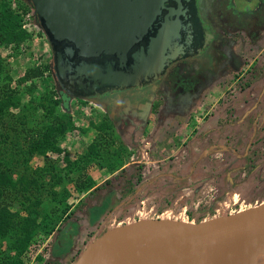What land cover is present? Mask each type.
<instances>
[{"label":"rangeland","instance_id":"rangeland-1","mask_svg":"<svg viewBox=\"0 0 264 264\" xmlns=\"http://www.w3.org/2000/svg\"><path fill=\"white\" fill-rule=\"evenodd\" d=\"M7 1L14 11L15 0ZM26 13L21 24L29 40L18 50L0 48V91L15 90L24 108H10L1 115L0 133L13 137L10 126L29 138L42 128L37 103H46L42 96L54 90L55 80L46 38L36 19L25 18ZM254 34L231 40L212 68L171 65L152 90L105 96L98 100L101 107L87 99L68 100L73 128L58 141L61 153L47 151L44 158L35 156L28 163L32 173L50 166L53 178L60 181L52 198L45 175L37 195L43 202L38 211L48 219L45 232L54 228L46 236L38 230L40 235L23 255L26 264H72L105 231L136 221L196 222L264 202V35ZM39 65L46 67L40 77L18 82L25 71ZM30 84L35 86L32 92ZM55 113L64 116L59 107ZM89 122H103L108 128L98 131L89 128ZM100 134L110 144L103 153L120 154L122 166L110 175L104 163L111 158H104L101 167L94 159L80 163L93 182L91 190L96 189L78 193L66 179L80 169L67 170L63 158L71 161L83 155ZM18 141L23 145L22 138ZM121 169V176H116ZM19 201L17 197L9 209L23 216ZM63 245L66 250L59 248Z\"/></svg>","mask_w":264,"mask_h":264},{"label":"water","instance_id":"water-1","mask_svg":"<svg viewBox=\"0 0 264 264\" xmlns=\"http://www.w3.org/2000/svg\"><path fill=\"white\" fill-rule=\"evenodd\" d=\"M27 1L50 49L56 92L100 107L94 97L158 82L168 67L192 54L201 33L193 0ZM159 226L173 232L112 264H153L200 236L207 239L190 264H224L264 243V202L196 222L153 219L114 227L89 242L72 264H103L88 257L109 235Z\"/></svg>","mask_w":264,"mask_h":264},{"label":"trees","instance_id":"trees-1","mask_svg":"<svg viewBox=\"0 0 264 264\" xmlns=\"http://www.w3.org/2000/svg\"><path fill=\"white\" fill-rule=\"evenodd\" d=\"M15 2V10L12 11L9 7L10 2L7 0H0V48L3 49L11 47L12 50H18L22 44L30 38L21 24L22 13L28 10L27 7L29 3L17 0H15ZM33 19L35 20L34 15ZM45 68L46 67L40 65L29 68L19 78L18 82L24 83L33 78L40 77ZM7 79L9 80V78ZM31 86L32 87L29 89L30 91L35 87L33 84ZM53 86V91L42 96V100L46 103H37L38 108L35 107L36 110L41 111V118L43 119L41 129L37 130L36 133L34 132L29 138L20 136L18 132L10 126L9 129L14 132L13 137L0 133V250L1 248L3 249V251H0V264H26L23 255L31 241L35 240L40 233L46 236V234L54 228V226H51L48 231L45 232L48 219L40 216L38 207L42 205L43 202L37 195L41 193L40 189H43L42 185L44 184L43 181L46 175L50 178V183L48 184V187L51 189L50 195L52 198H55V192L52 189L58 184L60 178H53L55 175L50 173V166L44 167L36 173L27 170L31 158L35 156L44 158L47 151H52L56 154L61 153L58 147V141L65 135L67 130L69 131V129L71 130L73 128L68 111L69 106L67 104L70 99L65 98L62 93L56 92V85L54 84ZM54 94L57 98L52 100L51 95ZM20 103L21 99L17 96L15 90H1L0 117L6 114L7 110L10 108L18 109ZM58 107L64 110V116L56 115L55 110ZM23 108L24 105L22 104L20 109ZM2 124V120L0 119V125L3 126ZM89 128L104 131L107 130L108 127L103 122H100L98 125L89 122ZM21 138L23 139V145L18 141V139ZM108 143L109 141L107 138L100 134L90 141L83 155L76 156L75 159L71 161L66 156L63 158L67 170L73 169L74 166L80 169V172H78L75 177L70 176L66 179L67 182H72L74 184V190L76 192L86 193L89 191L88 193H91L96 189L94 188L91 190L93 182L87 177L84 170L85 168L80 166V163L94 159L96 165L101 167L104 158H111L113 161L109 164L107 163V165H105L104 163L110 175L115 173L122 166L121 160L123 158H121L120 154L118 155V153L113 150H108L109 152L106 154L103 153L105 148H110V144ZM20 166L22 167L21 170L18 169ZM122 172L123 170L121 169L115 175L121 176ZM46 192H49V190H46ZM127 193H130V190H128ZM17 197L20 199L19 202L23 204V216L19 214L18 211H10L9 209L10 203L16 201ZM106 205L107 203L105 202L104 206ZM93 213H95L94 210ZM90 217H92L93 222L95 215ZM210 218L212 217L208 219ZM38 230L40 233L37 234ZM2 246H4V248ZM59 248L66 250L67 246ZM55 250L57 249L54 248V251ZM4 251H6V253Z\"/></svg>","mask_w":264,"mask_h":264},{"label":"flooded vegetation","instance_id":"flooded-vegetation-1","mask_svg":"<svg viewBox=\"0 0 264 264\" xmlns=\"http://www.w3.org/2000/svg\"><path fill=\"white\" fill-rule=\"evenodd\" d=\"M237 2L238 5L232 0H193L195 16L201 27V33L196 37L192 54L172 65L187 63L209 69L214 67L213 60L221 56L223 49L236 36L243 34L247 36L249 32H255L253 36L256 37L261 33L264 35V0H237ZM160 81L161 79L158 82ZM158 82L135 90H138L137 93L145 89L152 90ZM118 93L124 92L94 98L101 100L105 96L113 97ZM66 239L69 240L68 237Z\"/></svg>","mask_w":264,"mask_h":264},{"label":"bare ground","instance_id":"bare-ground-1","mask_svg":"<svg viewBox=\"0 0 264 264\" xmlns=\"http://www.w3.org/2000/svg\"><path fill=\"white\" fill-rule=\"evenodd\" d=\"M172 232L170 229L159 226L149 230L140 228V230L132 229L109 235L104 243L89 255L88 260L112 264V259L119 257V253L120 256L124 255L130 252L132 248L137 249L153 240L164 238ZM206 239L207 237L204 236L191 239L179 249L157 257L153 264H190L194 253ZM224 264H264V243L248 253L230 257Z\"/></svg>","mask_w":264,"mask_h":264},{"label":"built area","instance_id":"built-area-1","mask_svg":"<svg viewBox=\"0 0 264 264\" xmlns=\"http://www.w3.org/2000/svg\"><path fill=\"white\" fill-rule=\"evenodd\" d=\"M27 8H28V10H27V13L25 14L24 17L28 19L29 15H30V16H33L34 13H33V10H32V8H31L30 4L28 5Z\"/></svg>","mask_w":264,"mask_h":264}]
</instances>
